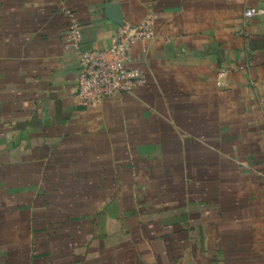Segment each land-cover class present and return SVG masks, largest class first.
I'll list each match as a JSON object with an SVG mask.
<instances>
[{"label": "crops", "instance_id": "crops-1", "mask_svg": "<svg viewBox=\"0 0 264 264\" xmlns=\"http://www.w3.org/2000/svg\"><path fill=\"white\" fill-rule=\"evenodd\" d=\"M110 4L159 17L128 62L148 82L86 108L66 11L106 49ZM0 246V264H264V0H0Z\"/></svg>", "mask_w": 264, "mask_h": 264}, {"label": "built area", "instance_id": "built-area-1", "mask_svg": "<svg viewBox=\"0 0 264 264\" xmlns=\"http://www.w3.org/2000/svg\"><path fill=\"white\" fill-rule=\"evenodd\" d=\"M70 24L65 36V50L73 51L78 58L77 73L78 103L86 108H97L106 100L131 94L135 90L147 85V78L138 70L128 67L131 48L136 43H146L156 37L159 17L150 12L139 24L124 23L119 26L112 44L106 49L86 48L81 24L76 14L68 10ZM255 9L245 11L248 19L255 17ZM229 72L223 70L218 73L221 86Z\"/></svg>", "mask_w": 264, "mask_h": 264}, {"label": "water", "instance_id": "water-1", "mask_svg": "<svg viewBox=\"0 0 264 264\" xmlns=\"http://www.w3.org/2000/svg\"><path fill=\"white\" fill-rule=\"evenodd\" d=\"M106 9H107V16L112 22L116 23L119 26L124 25L125 22L123 19V15L118 5L110 4L107 6Z\"/></svg>", "mask_w": 264, "mask_h": 264}, {"label": "rangeland", "instance_id": "rangeland-1", "mask_svg": "<svg viewBox=\"0 0 264 264\" xmlns=\"http://www.w3.org/2000/svg\"><path fill=\"white\" fill-rule=\"evenodd\" d=\"M2 246H0V248H1Z\"/></svg>", "mask_w": 264, "mask_h": 264}]
</instances>
